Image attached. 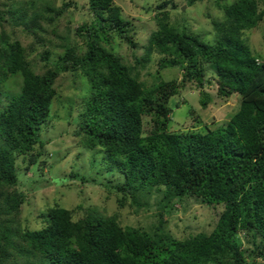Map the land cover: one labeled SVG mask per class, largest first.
Masks as SVG:
<instances>
[{
    "label": "trees",
    "instance_id": "obj_1",
    "mask_svg": "<svg viewBox=\"0 0 264 264\" xmlns=\"http://www.w3.org/2000/svg\"><path fill=\"white\" fill-rule=\"evenodd\" d=\"M200 1L188 0V5ZM259 2L233 0L219 6L223 18L212 22V44L185 27L174 32L164 14L139 64L145 65L153 54L165 55L158 61L159 68L181 66L179 82L157 78L146 87L114 51L103 47L107 35L113 33L129 48H137L131 23L122 18L114 0H88L93 19L77 28L86 45L84 55L65 46L43 74L32 70L19 42L0 49V96L8 98L6 106L0 107V141L4 143L0 145V195L6 189L16 192L18 157L27 156L28 166L39 163L45 146L39 133L57 94L53 83L62 73L80 71L89 95L75 136L84 151L103 152L100 161L92 159L93 169L102 165L121 177L112 186L117 193L137 201L135 194L140 190L148 194L163 188L162 208L185 196L212 207L223 206L210 234L155 242L144 230L122 226L117 215L88 210L83 218L74 219L71 210L55 205L42 214L40 229L17 228L20 257H42L47 264H264V59L244 38L264 17ZM205 65L215 71L220 96H240L237 112L216 130L169 131L168 102L186 83L200 89L202 107L208 104L209 97L202 90ZM11 80L15 92L10 90ZM145 117H150L148 134L143 131ZM41 164L46 165L45 161ZM54 180L59 185L63 182ZM15 194L18 200L2 214L6 218L18 212L22 194ZM4 229L3 241L12 233ZM242 232L253 238L251 254L245 255L237 244Z\"/></svg>",
    "mask_w": 264,
    "mask_h": 264
},
{
    "label": "rangeland",
    "instance_id": "obj_2",
    "mask_svg": "<svg viewBox=\"0 0 264 264\" xmlns=\"http://www.w3.org/2000/svg\"><path fill=\"white\" fill-rule=\"evenodd\" d=\"M233 0H202L188 5V0H114L121 10V16L131 23L130 33L137 48H129L116 34L107 35L103 47L110 48L131 74L146 87H151L156 79L165 82L181 80L182 67L160 69L158 61L165 55L153 54L145 65L139 64L144 55V46L149 36L158 28V22L167 14L165 21L174 32L186 28L200 35L207 43L214 42L213 21L223 18L219 6L231 4ZM71 3L68 9L66 4ZM88 0H0V49L8 43L19 42L24 54L37 74L44 71L63 54L65 46L76 48L82 56L86 45L77 28L89 23L93 16L88 9ZM259 8L264 11V0ZM244 38L250 49L264 59V17L257 27L246 31ZM50 52L48 58L45 54ZM206 84L203 91L208 95L206 107L200 105V89L194 83H186L168 102L171 108L169 131L176 133L208 132L224 126L237 112L240 96L233 94L222 97L218 94V82L211 65H205ZM10 86L16 91L15 82ZM53 87L57 92L52 100L48 122L42 126L40 139L43 141L42 156L35 166H28L27 156L18 157L16 173L19 185L16 192L22 194L17 213L10 217L2 215L5 209L18 200L14 189H6L0 195V264H47L42 257L19 256L16 250L19 243L17 228L37 230L43 224L42 214L47 209L59 205L71 210L74 219H81L93 210L103 216H118L122 226H131L148 232L155 242L168 239L183 240L198 233L210 234L216 226V218L223 206H209L195 197L174 199L162 208L161 202L165 189H143L136 193V199L117 193L112 186L119 183L121 177L107 172L102 165L93 169L95 158L100 161L103 152L84 151L79 145L75 132L81 122L83 102L89 95L86 78L80 71L60 74ZM7 99L0 96V107L6 106ZM150 117L143 120V131L149 133ZM0 145H4L0 141ZM39 148V147H38ZM45 161L46 165L41 162ZM78 177H72L73 174ZM94 182L82 181L81 177ZM63 182L58 183V180ZM56 183V184H54ZM121 182V181H120ZM4 228L11 229L8 239L3 241ZM260 237H257V242ZM245 255L252 253L253 238L244 232L237 236ZM251 262V260H249ZM262 262V261H260ZM252 263V262H251ZM259 263V262H258Z\"/></svg>",
    "mask_w": 264,
    "mask_h": 264
}]
</instances>
